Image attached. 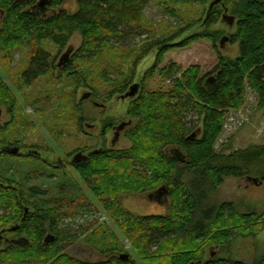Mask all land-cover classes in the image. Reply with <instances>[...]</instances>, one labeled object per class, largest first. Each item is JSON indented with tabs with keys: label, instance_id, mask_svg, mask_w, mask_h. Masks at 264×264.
I'll return each instance as SVG.
<instances>
[{
	"label": "trees",
	"instance_id": "obj_1",
	"mask_svg": "<svg viewBox=\"0 0 264 264\" xmlns=\"http://www.w3.org/2000/svg\"><path fill=\"white\" fill-rule=\"evenodd\" d=\"M152 1L77 0L76 11L67 13L64 10L54 12L63 0H48L45 10L53 11L39 14L34 8L25 9L32 7L34 0H0V12L4 15L0 55L10 61L9 54L28 42V66L16 83L18 90L27 89L53 67L42 44L50 42L62 49L70 35L77 31L81 44L72 62L88 64L113 53L127 57L129 69L122 72L118 80H102L110 88V97L123 94L132 83L138 64L152 50L158 49L142 82L158 76L170 87L166 91L141 87L131 101L126 114L135 123L127 132L131 148L93 150L86 161L74 163L73 168L144 260L154 263L160 256L164 264L192 261L197 264H245L216 258L215 254L205 262L201 257L205 244L225 247L233 239L256 237L264 231V211L260 215L239 214L230 203H208V193L215 192L226 178L246 177L252 182L264 183V172L259 180L250 178L264 162V146L237 150L228 156L217 154L214 148L227 112L244 105L247 88L255 94L258 108H264V0H240L235 5L230 17L236 20V32L230 40L238 45L239 54L234 60L218 56L212 70L213 78L208 79L198 67L182 70L169 63L159 68L164 55L176 46L171 45L176 37H151L152 30L145 24L143 11ZM218 19L219 13L212 9L203 26L209 28ZM199 38L187 39L179 46L185 47ZM58 68L68 76L72 65L69 61ZM15 102L0 82V106H8V113L14 116ZM189 116L195 117L191 126ZM196 128L198 132H194ZM167 147L173 148L170 156L164 153ZM1 149L0 153L7 154ZM162 187L167 190L165 198L170 200L165 216H134L118 202L119 194L139 191L150 192L157 202L155 195ZM30 191L37 193L35 189ZM17 192L0 186V208L5 212L10 209V213L0 218V240L6 233L15 237L8 247L0 249V264H47L50 261L53 264H89L60 255L61 245L77 241L94 223L80 234L66 233L60 230L59 222L69 217L63 212L65 206L74 209V203L55 199L48 201L51 204L48 207L31 205L33 211L28 212L23 208V205L30 206L28 198L24 192L19 195ZM82 206L89 208L90 205L83 202ZM13 228L16 230L11 231ZM98 228L96 235L101 253L120 252L121 249L114 245L109 247L106 236L113 239V235H107V228L104 225ZM120 256L92 264H134L129 256L127 260ZM253 264H264V249Z\"/></svg>",
	"mask_w": 264,
	"mask_h": 264
},
{
	"label": "rangeland",
	"instance_id": "obj_2",
	"mask_svg": "<svg viewBox=\"0 0 264 264\" xmlns=\"http://www.w3.org/2000/svg\"><path fill=\"white\" fill-rule=\"evenodd\" d=\"M76 1L63 0L62 5L54 9V12L64 10L74 13L77 9ZM213 1L153 0L145 7V24L152 30V38L176 37L171 43L176 46L164 55L160 69L169 63L182 70L198 67L201 74L207 75L208 79L213 78L212 70L217 64L218 56L229 60L237 58L238 45L232 44L230 40L236 32V20L230 24L222 17L233 16L235 5L240 0H221L220 4L212 8L219 13L217 23L205 28L203 23L212 10H209V6ZM35 7L34 0L33 6L25 9ZM52 11L47 10L45 14ZM3 19L4 15L0 12V28ZM196 36L200 38L185 47L179 46ZM223 38L227 40L221 44ZM80 44L81 35L77 31L70 35L62 49L50 42L43 43L42 48L50 55L53 67L45 77L22 90L17 89L16 83L20 73L28 66V42L16 47L9 54L10 61L0 55V82L16 100V107L12 111L14 116L8 113V106H0V149L18 148L16 156L0 153V186L16 189L18 195L24 192L30 206L23 205V208L28 212L33 211L31 205L44 208L51 205L48 201L55 199L63 198L66 202L74 203V209L65 206L63 212L69 214V217L62 218L59 222L60 230L66 233L80 234L94 223L77 241L61 245L60 255L89 264L106 262L118 258L119 255H128L134 264H164V259L160 256H157L154 263L141 257L71 165L72 159L79 153L87 156L93 150L124 151L131 148L132 142L127 137V132L135 123L126 116L131 101L137 97L141 87L150 91H166L170 87L169 83L161 82L158 76L142 82L144 74L154 63L158 49L152 50L138 64L134 79L123 94L109 97L110 88L102 80H118L121 73L129 69L127 57L121 53H113L88 64L72 62ZM67 51H70L68 58L72 65L68 76L62 74L58 68L61 57ZM133 85H137L136 94L133 97H124ZM129 121L130 126L120 132L118 140L111 146L114 128ZM188 121H192L191 126L195 117L189 116ZM8 123L11 124L7 126ZM197 127L200 128V124ZM252 146H264V108H258L255 94L247 88L244 105L227 112L223 131L214 148L217 154L228 156ZM171 149L173 148H165L164 153L170 156ZM262 172L264 162L257 166L250 178L259 180ZM108 185L109 182L106 186ZM31 189L37 190V193H31ZM149 194L146 191L122 193L118 195V202L134 216H165L170 200L162 197L161 203H158L151 200ZM83 202H87L89 208L81 207ZM208 203H230L239 214L260 215L264 211V183L254 184L246 177L226 178L215 192L208 193ZM4 213H10V209L5 212L0 208V218ZM102 225L107 228V235H113V239L106 236L109 247L114 245L121 249L120 252L111 255L101 253L96 233ZM14 238L12 233L3 234L0 249L8 247ZM263 249L264 231L256 237L233 239L225 247L205 244L201 258L205 262L214 253L216 258L253 264L262 255ZM191 263L197 264L196 261Z\"/></svg>",
	"mask_w": 264,
	"mask_h": 264
},
{
	"label": "water",
	"instance_id": "obj_3",
	"mask_svg": "<svg viewBox=\"0 0 264 264\" xmlns=\"http://www.w3.org/2000/svg\"><path fill=\"white\" fill-rule=\"evenodd\" d=\"M35 1L37 2V4H36V7L34 9H36L39 12L43 13L45 11L46 4L48 3V0H35ZM220 2H221V0H214L209 6V10H211L214 6L220 4ZM222 19H227L230 24H232V22L234 20L232 17H227L226 15H223ZM226 40H227V38H223L221 40V42H222L221 44H223V42L226 41ZM69 54H70V51H67L61 57V59H60V61L58 63V67L64 66L67 62H69V58H68ZM211 81H213L212 78L210 79V82ZM136 91H137V85H133L130 88V91L124 97H133L136 94ZM83 98L85 99L86 96H84ZM128 125H129V123H121L120 125H118L117 127L114 128L115 132H114V136H113V139H112V142H111V146H113L115 144V142L119 138L120 132H122L124 130V128L126 126H128ZM8 153L10 155L16 156L18 154V148H13L12 150L8 151ZM86 160H87V156L79 153L76 156H74V158L71 161V165H73L76 162L86 161ZM181 160L183 161V159H181ZM253 183L257 184V181L254 180ZM166 194H167V190L164 187L160 188L156 192V195H155V198H156L157 202L161 203L162 197H165ZM149 198H151V200H153L152 196H149ZM15 230H16V228L11 229V231H15ZM0 238H1V235H0ZM213 256H214V253L211 254V257H213ZM120 259L127 260L128 259V255H121ZM190 264H195V263H190Z\"/></svg>",
	"mask_w": 264,
	"mask_h": 264
},
{
	"label": "flooded vegetation",
	"instance_id": "obj_4",
	"mask_svg": "<svg viewBox=\"0 0 264 264\" xmlns=\"http://www.w3.org/2000/svg\"><path fill=\"white\" fill-rule=\"evenodd\" d=\"M1 150H2L3 152L7 153V154H9L8 151H10V150H8V149H6V148H4V147H3Z\"/></svg>",
	"mask_w": 264,
	"mask_h": 264
}]
</instances>
